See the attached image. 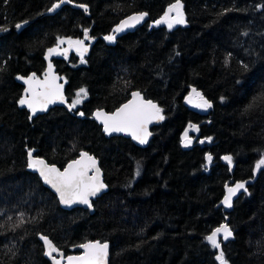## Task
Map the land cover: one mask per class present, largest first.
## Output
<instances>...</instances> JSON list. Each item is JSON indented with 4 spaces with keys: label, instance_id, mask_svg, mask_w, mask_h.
Masks as SVG:
<instances>
[{
    "label": "trees",
    "instance_id": "1",
    "mask_svg": "<svg viewBox=\"0 0 264 264\" xmlns=\"http://www.w3.org/2000/svg\"><path fill=\"white\" fill-rule=\"evenodd\" d=\"M57 1L0 0V264H50L39 234L67 254L90 239L110 241V264H221L220 252L226 264H264V165L256 168L264 158V0H181L185 23L171 29L153 22L175 0H72L47 14ZM136 11L149 20L105 39ZM68 38L94 40L83 57L52 55L69 104L81 88L87 96L75 108L33 114L19 103V77L43 75L47 49ZM193 87L212 107L194 105ZM135 90L164 115L146 147L106 137L92 118ZM189 124L198 131L185 147ZM29 150L60 167L82 150L98 157L106 188L94 211L61 207L29 167ZM253 177L227 212V181ZM225 222L232 235L219 233L214 248L206 237Z\"/></svg>",
    "mask_w": 264,
    "mask_h": 264
},
{
    "label": "snow or ice",
    "instance_id": "2",
    "mask_svg": "<svg viewBox=\"0 0 264 264\" xmlns=\"http://www.w3.org/2000/svg\"><path fill=\"white\" fill-rule=\"evenodd\" d=\"M68 3H71L72 0H67ZM65 3V0H59L58 4H54L49 11H54L60 6V4ZM84 7L85 5H80ZM183 5L181 0H175L174 4H170L168 10L164 15L157 20L155 23L166 24L169 29L173 27L174 24H184V15L182 12ZM175 11L176 15L174 18H169V13ZM147 16V13H139L134 16L128 17L127 20L121 21L119 25L113 30L114 32L123 31L127 27L134 26L135 24L140 23L144 17ZM131 22V23H130ZM25 23H27L25 21ZM21 25L17 24L16 28H20ZM88 30L85 29V38L87 39ZM106 40H114V36H106ZM64 40H59V44H63ZM69 47L73 45L76 46L77 52L83 57V53L87 51V48L84 47L83 40L73 41L71 38H68ZM68 49H64L62 52L59 50V47L48 49L49 56L53 54L58 55H67ZM82 62H84L82 60ZM246 67V66H245ZM35 73L31 77H28L26 83L28 88L25 90L31 92L32 98H22L19 103L21 105H27L31 109L32 113L35 114L38 110L37 104H39V110H46L47 104L55 103L56 100L64 101L63 96V84L56 83L60 77L52 75V66L49 64V71L45 75L44 81L34 80ZM19 79H24L20 77ZM38 85L44 87V92H37L33 85ZM193 92H196L193 89ZM83 97L87 96V90L81 88L79 92L76 93V98L69 104V108H75L76 105L83 102ZM199 98V103L195 106L198 108L207 109L212 107L211 102L206 100L200 93H196ZM134 99L129 101L128 104L123 105L121 108L117 109L111 114H106L102 111H97L95 116L97 119L101 120L104 125V131L108 134L112 132H131L134 139H137L141 144L147 143V137L150 133L147 131V124L152 120H163L164 117L161 115V109L158 108L151 100L144 101L140 97L139 93H133ZM189 102L191 100L189 99ZM84 115L83 112L79 113ZM190 129H195L198 131V126L189 124ZM209 141L211 138H207ZM203 143V141H200ZM184 146L187 147L191 144V138L188 135V131L184 132L183 136ZM34 150H29V167L38 169L40 175L43 177L44 181L48 184H51L53 188L56 189L59 194L61 203L65 205H71L73 203L79 202L83 204H88L91 206L89 197L97 195L102 189L106 188V185L100 180V170L96 168V161L93 157L89 156L88 153H81L80 160H73L68 166L60 171L56 168L55 165H48L43 159L32 158V152ZM223 159L231 163V157L226 156ZM207 160L210 162L212 160L211 155L207 156ZM264 165V158L260 159L256 163V168L260 169ZM90 168H96V176L90 177L87 175V172ZM138 174V173H137ZM244 188V183H237L235 187L228 188V195L225 196L223 203L227 207H231V197L240 189ZM246 191V189H245ZM223 233V239L227 240L232 232L227 225H221L220 227L214 229L211 235L207 236L206 239L214 248H220V243L218 242V234ZM44 240L48 252L46 255L52 258L53 264H61V260L64 259L63 254H60V259H57L53 256V253L59 252V249L55 247L51 240L47 237H42ZM80 248L85 249V252L80 256H68L66 257L68 264H105L108 245L101 244L99 241L88 242L85 244L79 245ZM221 264H226L224 260V253L216 257Z\"/></svg>",
    "mask_w": 264,
    "mask_h": 264
},
{
    "label": "water",
    "instance_id": "3",
    "mask_svg": "<svg viewBox=\"0 0 264 264\" xmlns=\"http://www.w3.org/2000/svg\"><path fill=\"white\" fill-rule=\"evenodd\" d=\"M66 2H67V0H65V3H66ZM58 3H59V0H58L57 2H55L54 4H58ZM54 4H53V5H54ZM53 5H52V6H53ZM52 6H51L50 8H52ZM61 6H62V4H60V6H59L58 8H56L54 11H49V10H48L46 13H47V14H54V13H56V12L60 9ZM50 8H49V9H50ZM139 13H147V12H146V11H136V12L130 13L129 15L123 17V18L118 22L117 25H119V24L121 23V21L127 20L128 17H130V16H134V15H137V14H139ZM173 13H174V14H173ZM175 15H176V13H175V11H173V12L169 13V18L172 19V18L175 17ZM149 18H150V16H149V14L147 13V16H145L144 19H143L140 23L135 24L134 26H131V27H127V28H125L123 31H120V32H114L115 37L121 36V35H123V34H125V33H127V32L135 31L137 28H139L140 26L144 25V24L149 20ZM155 22H156V21H154L153 23L156 24ZM130 23H131V22H130ZM26 24H27V23H25V22H24V23H20L21 27H23V26L26 25ZM117 25L115 26V28L117 27ZM21 27H20V28H21ZM115 28H114V29H115ZM7 30H8V29H6L5 31H7ZM73 41H76V40H73ZM93 43H94V40H91V42H90L88 45L84 43V47L87 48V51H86V52H88V51L90 50V48H91V46L93 45ZM57 46L59 47V50H60L61 52H62L64 49H68L67 54H69L71 51H76V52H77V50H76V46L73 45L72 47H69V44H68V43H67L66 45H60V44L53 45V46L49 47L48 49H50V48H56ZM48 49H47V52H46V55H45V56H46V68H45V73H44L43 75H36V74H35V77H34L33 79H34V80H37V79H38L39 81H44V79H45V75H46V74L48 73V71H49V64H51V66H52V75H55V76L60 77V79L57 80L56 83H58V84H63V89H62V91H63V96H64V101H65V102H61L60 100H56L55 103H49V104H47L46 110H39V104H37V108H38V110L36 111V113H44V112L48 111V110H49L51 107H53V106H65L67 109H70V108H69V102H68V100H67V96H66V81L63 80V77H62V76L56 71L55 64H54L53 59H52V55L49 56V54H48ZM84 53H85V52H84ZM33 73H34V72L29 73L28 75H21V76H20V77H23V78H24V79H19V81L25 86V89L28 88V84L26 83V80H27L28 77H31ZM20 77H19V78H20ZM33 86L35 87V89H36L37 92H44V90H45L44 87H42V86H38V85H35V84H34ZM193 89H195V90L197 91L196 87H193V88L191 89L190 93H189V98H190V99H193V100L195 101V104H194V105H196L197 103H199V98H198L197 95L195 94L196 92H193ZM133 93H139V94H140V97H142L144 101L151 100V101L153 102V104H155L158 108H160V106H159V104H158L157 101L153 100L152 98H147V97L144 96V94H143L142 92H140L139 90H135V91H133V92L131 93V97H130L128 100H126L125 102H123V103H122L118 108H116L115 110H113V111H107V110L104 109V108H98V109H95V110L93 111L92 118H93L97 123H99L100 125H102L103 131H104V125H103V123H102L101 120H99V119L96 118L95 113H96L97 111H102V112H104V113H106V114H111V113L115 112L117 109L121 108V107H122L123 105H125V104H128L129 101H132V100L134 99V97H133ZM24 98L31 99V98H32V94H31V92H27V93L25 94V97H24ZM26 106H27V105H26ZM160 109H161V108H160ZM161 115L164 117V115H163L162 112H161ZM162 121H163V120L152 119V120L147 124V131L150 133V135L147 137V143H144V144H141L137 139H134L133 136H132V134H131V132H112L111 134H108V133H106V132L104 131V133H105L106 137L118 136V135H121V136H124V137H128V138H131V139H132L137 145H139V146H141V147H146V146H148V144H149V142H150V140H151V138H152V127H154L155 125H158V124L161 123ZM28 152H29V151H28ZM81 153H88L89 156H91V157H93V158L95 159V161H96V168H99V170H100V180L105 184L104 172H103V169H102L101 164H100V159H99L98 157H96L93 153H90V152L87 151V150H82V151L80 152V154H79L76 158H73V159H71L70 161H68L64 167H60L59 165H57V164H55V163H50L46 158H44V157H42V156H39V155L35 154V151L32 152V158H40V159H43L48 165H55L56 168H58L60 171H63V170L68 166V164H70L73 160H80V159H81ZM27 157H28V162H29V156H28V154H27ZM224 161H226V160L224 159ZM226 162L229 163L228 161H226ZM229 165H230V172L233 173V171H234L233 164L230 163ZM30 168H31V167H30ZM96 168H90V169L88 170V172H87V175L90 176V177H94V176H96ZM31 169H32L33 171L37 172V173L40 175V172H39L38 169H34V168H31ZM40 177L42 178L44 184H45L47 187H49V188H50V189H51V190L57 195L61 207L65 208V209H72V208H74V207H80V206H81V207L87 208V209H89L91 212H93V211H94L93 200L96 199L98 196H100V195L104 192V190H105V188H104V189H102L97 195H95V196H90V197H89V201H90L91 206H89L88 204H83V203H79V202L73 203V204H71V205H65V204L61 203V201H60V197H59V194L57 193L56 189L53 188L51 184L46 183L41 175H40ZM254 180H255V177H253V178L250 179V180H235V178H231L229 181H227V183H226V185H225V193H224V196H223V198H222V200H221V205H223L224 209H225L227 212H230V211L232 210V203H233V201H234V200H235V199H236L241 193H243V192L245 191V189H247V186H248L249 184L253 183ZM237 183H244V188L238 190V191H237V192L231 197V207H227V206H225L224 203H223V200H224L225 196L228 195V191H227V189H228V188L235 187V185H236ZM105 185H106V184H105ZM224 225H227L228 228H229L230 231H231V227L229 226V224H228L227 222H225ZM231 232H232V231H231ZM42 237H47L49 240L52 241V243L55 245V247H56L57 249H59V252H55V253H53V256H55L57 259H60V258H61V257H60V254H61V253L63 254L64 259L61 260V264H68L66 257H68V256H80V255H82V254L85 252V249L80 248L79 245H81V244H85V243H88V242H95V241H99L101 244H105V243H106V244L108 245L107 256H106L105 264H110V256H111V244H110V241H101V240H99V239H90V240L85 241L84 243H81V244L75 245V246H73V247L71 248V250H77V251H79V252H72V253H68V254H67L64 250L60 249V248L55 244V242H54V241H53L48 235L39 234V239L42 241V243H43V245H44V255H45V257L50 261V264H53V260H52L51 257H49L48 255H46V253L48 252V248H47V246H46L44 240L42 239Z\"/></svg>",
    "mask_w": 264,
    "mask_h": 264
},
{
    "label": "rangeland",
    "instance_id": "4",
    "mask_svg": "<svg viewBox=\"0 0 264 264\" xmlns=\"http://www.w3.org/2000/svg\"><path fill=\"white\" fill-rule=\"evenodd\" d=\"M111 36H114V34L111 35ZM111 41H114V40H111ZM67 43H68V40H65V42H64L63 44H61V45H66ZM187 131H188V135H189L190 133H192V132H196L195 129H190V128H188Z\"/></svg>",
    "mask_w": 264,
    "mask_h": 264
}]
</instances>
